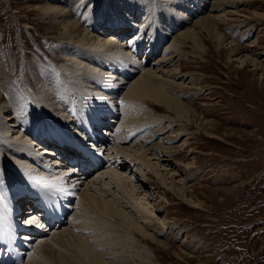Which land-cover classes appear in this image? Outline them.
Masks as SVG:
<instances>
[{"label": "bare ground", "instance_id": "1", "mask_svg": "<svg viewBox=\"0 0 264 264\" xmlns=\"http://www.w3.org/2000/svg\"><path fill=\"white\" fill-rule=\"evenodd\" d=\"M31 1L34 7L32 10L39 12L40 23L49 28L48 33H59V36L56 37L59 43L58 49L63 50L62 56L64 59L59 57L55 61L56 63H62V67L59 68L62 69V72H59L67 78L63 79L64 81L61 80L66 85L62 84V86L58 85L60 87L53 86L51 88L48 87L49 85L46 88L41 87L34 104V107L40 109L35 114L36 117L33 116L35 119L32 118L35 122L29 120L28 117H26L27 120L22 118L20 121V123L22 122L21 126L28 130L32 138H35L37 132H43L42 137L44 136V138H38L36 143L30 142L32 150L26 144L28 139L25 138V142L22 140L23 135L21 136L20 129L18 130L20 132L16 131L18 137L14 138V140L7 139L10 129L16 128V125L8 124L6 126L7 124L3 123L2 127L0 122V140L2 141L0 159L8 157L6 160L11 164L0 163V216L2 219L0 224L2 222L7 223L10 220L11 215L6 214V208H10V201H12L11 198L14 196L15 201L19 203L23 200V196L28 197L26 192H33L35 186L45 185L54 189L58 188V181L48 175L46 176L47 179L42 177V172L39 173L38 169L33 170V173H26L24 170L30 162H39L41 164V161H43L42 165L44 166L45 162L48 161V163L51 162L53 165H57L56 162L49 159V156H54L55 153H52L51 150L53 149H49L48 137L56 135V139H70L71 135L74 138L77 136L81 139L76 143L79 144V147L84 152L83 149L88 146L87 141L91 142L89 145L97 146V144L94 145L95 142H101L100 145H103L102 134H100V137L93 135V130H98V124L103 123L101 129L105 128V126L106 128L108 127L107 130L110 129L109 126L112 128L117 127L112 131L113 142H119V144L129 142L132 144L130 146L129 143H126L129 144V148H126L127 150L122 149L121 153L126 155V158L131 156L132 162L135 161L133 164L132 162L127 164L120 159L121 156H117L119 155L117 153L112 157H109L110 154L108 153L107 157L109 159L115 158L113 159L115 161L107 159L106 162L111 161L109 167H102L100 172L109 170L104 173L105 175L115 173L114 182L120 192H122L121 195L125 199L132 200L131 206L135 209V213L125 206L123 201L117 203L114 202L115 199L107 200V197L113 196L115 191L105 196L104 189L93 187L94 191L97 190V192L103 194L100 196L96 192L98 196H93V194L89 193V189L86 186L87 189L81 190L82 192L80 191V194L77 193L78 195L76 194V201H74L75 198L71 193L62 191L60 194L65 199L63 208L69 213L73 211L68 220L69 226L50 231L45 226H42L41 231L33 236L35 239L30 240L28 244H22L25 247L22 250L27 255L24 264H126L132 259L137 260L139 264L145 261L146 263H152L153 253L150 250L149 242L165 246L166 244L158 241V239L160 235H164L163 233L169 227L164 219L156 215L157 213L148 201L149 193H147L146 186L148 182L145 183L143 181V179L147 180L145 178L146 173H151V175L148 173V179L155 189L165 190L164 194L177 192L181 201L186 203L190 209H201L198 200L195 201L191 198V193L187 191V183L185 180L183 181V178H180L177 168L183 166L189 173L193 171H190L187 164L181 165L177 160L175 162L171 159L178 151H181L179 146L172 147V144L175 143L174 141L181 138L182 135L188 134L183 132L180 135H175L174 138L172 136L165 137V133L169 131L167 130L162 134L163 138L161 140L171 141V145L165 142L152 144L155 141V137L165 130L162 124L165 123L164 119L166 117L157 119L155 112L162 111L170 115L172 113L175 119L170 122L176 123L178 121L177 125L182 124V122H185L186 125H197V122L198 126L204 124L202 122L203 119L199 120L196 114L192 113V110L189 111V107L187 108V105L181 99L183 96L190 94L187 91L191 89L188 88V85L194 80L191 78L189 83L186 84L185 81L187 82L188 79L185 77L186 74L181 75L178 73L180 59L184 57V48H187L188 43L193 44L195 48L201 49V45L198 44L200 32L204 31L207 33L210 31V27L215 29V26L221 24L225 17L229 15L227 12L223 13V11L240 3V0H214L209 10L199 15L201 17H198L197 12L203 10L201 3L205 0H179L181 3L177 2L179 4L176 6H174L175 3H166L165 0H161L162 3L159 2V6H156V4L152 6L148 0H141L138 4L133 2L130 7L128 5V8H126L128 13L132 9L131 14H128V16L126 15L127 12L124 14L121 6L117 7L119 5H116L114 0H111L109 6L114 11L111 18L115 17L116 21L113 25L128 28L122 32L120 31L122 35L119 36H117L119 34L117 27L108 29L107 26L106 28L102 26L103 22L106 21H103L102 15L104 1L99 2L97 5L92 20L93 26L91 25V28L94 27L93 30L96 29V33L92 35L89 31L80 29L79 24L73 21L72 12L66 7L67 0H45L44 4H41L42 0ZM113 4L114 7H111ZM150 7L154 12L147 16V19L145 15L149 13ZM179 10H182L181 12L183 13L179 14ZM159 13L162 19L158 15ZM196 14V19L190 24L191 26H184L190 18L189 15L194 16ZM142 18H145L144 21L141 20ZM142 22L144 24L141 26ZM147 26L150 29L146 31L144 28H147ZM174 27H180V29L177 30L175 37L171 34L173 37L172 43L170 45L167 44L168 46L165 45L162 57L158 55L157 57L159 58L153 61L152 64H148L153 60L152 58L157 53V50L163 47V44L168 39V34ZM26 28L31 27L28 26ZM129 33H132V36L127 38L126 42L120 40L124 34ZM147 33L149 35L148 40ZM171 36L169 38H172ZM220 45L219 43L218 46ZM33 48H31L30 52H32ZM251 48H253L251 45L242 48L234 46L232 55L237 57L232 61L237 62L242 67L245 66L246 62L254 64V67H256V60L254 61L246 54ZM30 52L25 51L24 54L22 53L21 58L23 61ZM2 60L0 59V62ZM29 61L27 64L26 62L24 63L27 67L31 64ZM63 67L66 68L63 69ZM21 68L23 70L24 66ZM133 76H138V78H135L136 80L130 84L126 91L124 90L125 88L123 89L125 92L121 91L120 86H127L129 84V81H127L128 77ZM262 78L263 74H260V79L262 80ZM116 81L119 82L115 83ZM24 85L28 86L27 81ZM4 95L8 97L7 94ZM2 97L4 96L2 95ZM34 97L36 96L34 95L32 98ZM14 108L16 109L15 105H2L0 107V113L6 116V119H4L6 122L13 121V111L11 112V110ZM111 117L114 118L111 122L114 125L109 124ZM15 119V123L18 124L16 117ZM171 123L168 124L170 128L173 127ZM90 124L92 125L88 130L90 139H87L88 137L82 135L79 130L83 127L86 128V126L89 127ZM21 126L19 125V127ZM174 126L176 127V125ZM182 126L179 125V127ZM143 129L145 136L138 138L139 140L135 139V132L141 133ZM105 135H108L107 131ZM129 136H132V138L129 139ZM207 138L217 139L216 136L211 135L207 136ZM131 139L133 141H130ZM46 145L48 146L45 147ZM128 149L129 152H127ZM86 151L88 152V150ZM99 151L100 148L97 154L101 155ZM11 152L12 156L9 157L8 153ZM189 152L192 153L193 151ZM35 153L37 155L33 156ZM91 156H94V154L91 153ZM151 160L155 162L152 163ZM98 165L97 162L90 164V168H93L89 172L92 173L96 169L94 167ZM131 165L136 167L139 172L142 171L140 176H143V179L139 178V175L133 174L134 170H132ZM35 168H38V165ZM64 168H70L68 169L69 172L75 171L70 165ZM29 170L31 171V168ZM16 171L19 172V175L15 173ZM117 171L123 173H118ZM143 171L147 172L144 174ZM124 174H128V176ZM81 177L83 179V176ZM131 178L138 182V187L130 181ZM151 179L154 181H151ZM103 184L104 188L111 192L112 188H109V183L103 182ZM139 188H142L141 192H139ZM71 204H73L72 207ZM12 210L13 208L10 209V212ZM36 213V208H31L30 212H26L22 226L27 227L32 224L37 219ZM25 221L28 225H26ZM37 224L39 225V223ZM15 233L17 234L18 232L16 231ZM9 234L13 236L12 233ZM33 242L35 244H30ZM29 244L32 245L30 248L28 247ZM27 251L29 252L27 253Z\"/></svg>", "mask_w": 264, "mask_h": 264}, {"label": "rangeland", "instance_id": "2", "mask_svg": "<svg viewBox=\"0 0 264 264\" xmlns=\"http://www.w3.org/2000/svg\"><path fill=\"white\" fill-rule=\"evenodd\" d=\"M83 1H66L67 9L72 12L73 21L79 24L80 29L89 31L91 35L96 33V29L93 30L94 27L91 28V25L97 5L101 1H104V8H102L103 21H107H101L103 22L102 26L104 28L107 26L108 29L117 27L113 25L116 22L115 17L111 18L114 13L109 6L111 0ZM140 1L114 0L116 5H119L117 7L121 6L124 14L127 12V16L132 12V9L129 13L126 10L128 5L130 7L133 2L138 4ZM148 1L152 6L155 4L159 6V2L162 3L161 0ZM213 1L205 0L201 3L203 10L197 12L198 17L209 10ZM165 2L175 3L174 6L181 3L179 0H165ZM42 3L44 4L45 0H42ZM32 4L31 0H0V59H3L0 62V107L2 105L16 106V109L11 110V112L13 111V121L6 122L4 120L6 116L0 113V122L2 127L3 123H6V126L8 124L16 125V128L10 129L7 139L14 140L18 137L16 131L20 129L21 136L23 135L22 140L24 142L25 138L29 140L26 144L30 150L33 149L30 142L36 143L38 138H44V136L42 137L43 132H37L35 138H32L28 130L21 126V119L27 120L26 117H28L29 120L35 122L32 118L40 109L34 107V104L40 88H46L48 85L50 88L53 86L60 87L62 84L66 85L61 80L67 78L60 73L62 69L59 68L62 67V63H56L55 61L56 58L63 57V50L58 49L59 43L56 38L59 33H48L49 28L40 23V14L32 10L34 8ZM114 4L111 7H114ZM181 11L179 10V14L183 13ZM153 12L150 7L149 13L145 17L148 19L147 16ZM226 12L229 15L225 17L221 24L215 26L216 30L214 27H210V31L207 33L200 32L198 44L201 45V49L188 43L187 48H184V57L180 59L181 61L179 60L180 64L178 63L180 65L178 73L181 75L186 74L185 77L188 78L185 83H189L191 78L194 80L188 85V88H191L187 90L190 94L183 96L181 99L187 105V108L189 107V111L192 110V113H195L199 120L203 119L204 124L198 126L197 122V125H186L185 122H182V124L177 125L178 121L176 123L170 122L175 119L172 113L170 115L162 111L155 112L157 119L164 116L167 119L165 118V123L162 124L165 130L155 137L152 144L165 142L171 145V141L161 140L163 138L162 134L167 130L169 131L165 133V137L172 136L174 138L175 135H180L183 132L188 134L182 135L183 137L181 136V138L174 141L172 147L179 146L181 151H178L179 154L177 153L171 159L175 162L177 160L181 165L187 164L190 171H193L189 173L183 166L177 168L180 178H183V181L185 180L187 183V191L191 193V198L195 201L198 200L201 209H190L186 203L181 201L177 192L164 194L165 190L155 189L148 179V173L150 172L143 171L144 174H147L145 175L147 180L143 179V176H140L142 171L139 172L136 167L131 165L132 170H134L133 174L139 175L138 177H141L145 183L148 182V185H146L147 193H149L148 201L157 213L156 215L164 219L169 227L163 233L164 235H160L158 239V241L164 242L165 246L149 242L150 250L153 253V262L146 263L145 261L140 264H264V0H240V3L223 11V13ZM197 14L194 16L189 15L190 18L184 26H191L190 24L196 19ZM158 15L162 19L161 14ZM144 19L141 20L144 21ZM142 24L144 23L142 22L141 26ZM28 26L31 28L25 29ZM180 27H174L175 29L173 28L170 31L165 44L162 48H159L161 50L158 49L160 52L157 50L152 58L153 60L148 64H152L153 61L159 58L158 55L162 57L165 45L172 43L173 37H175ZM117 28L119 32L117 36L122 35L120 31L128 29L120 26ZM144 29L147 31L150 28L147 26ZM216 33L217 37L215 36ZM171 34H173V37ZM146 35L148 40V33ZM131 36L132 33L124 34L120 40L126 42V39ZM170 36L172 38H169ZM219 43L220 46H218ZM249 45L253 48L246 54L254 61L256 60V67H254V64L247 62L242 67L237 62L232 61L237 57L232 55L234 46L242 48ZM32 47L34 48L30 52ZM25 51L30 53L23 61L21 57ZM28 61L31 63L29 67L26 66ZM25 62L26 64H24ZM22 66H24L23 70ZM260 74H263L262 80ZM128 78L129 84L120 86L123 92L130 87V84L138 76ZM25 80L28 86L24 85ZM4 94H7L8 97ZM31 94L36 97L32 98ZM15 117L18 124L15 123ZM113 119L111 117L109 124H112ZM169 123L172 124V128L168 125ZM179 125L183 126L179 127ZM107 128L106 126L102 128L104 135L106 131L111 130H107ZM143 131L144 129L141 133L135 132V139L144 137ZM209 135L216 136L217 139L207 138ZM128 138L130 139L132 136ZM1 142L0 140V148ZM99 143L101 144V142ZM126 143L119 144V142L111 141L108 143L105 141L106 147L101 151L100 156L106 161L109 159L107 157L108 153L110 154L109 157L117 153L119 154L117 156H121L120 159L130 164L132 162L131 156L126 158L127 156L121 153L122 149L129 148L130 143ZM127 152H129V149ZM36 155V153L33 154V156ZM8 156L11 157L12 152L8 153ZM7 158L0 159V163L5 162L11 165L6 160ZM113 159L111 161H115ZM111 161L103 163L93 170L90 177L81 180L83 182H79L80 184L73 185L74 201H76V194H80V191L87 189V187L89 193L93 196H98V194L102 196L103 194L97 192L96 189L94 191L93 188L101 187L105 190V196L115 191L113 196L107 197V200L115 199L114 202L117 203L123 201L124 205L135 213V209L131 206L132 200L125 199L114 182L115 173L105 175L104 173L109 170L100 172L102 167H109ZM151 162L154 163L155 161L151 160ZM43 163L41 161V164ZM39 164V162H30L24 170L26 173H33V170L38 169L39 173L42 172L43 175L44 173L50 174L47 171H40L39 166L35 168V165ZM111 167L113 166L111 165ZM29 168H31V171ZM15 173L19 175L18 171ZM124 175L128 176V174ZM74 176H77V174ZM153 179L151 181H154ZM130 181L138 187V182L134 178H131ZM103 182L109 183V188H112L111 192L104 188ZM138 190L141 192L142 188ZM68 226L67 224L66 227ZM170 227L172 228L170 229ZM126 264H139V262L132 259Z\"/></svg>", "mask_w": 264, "mask_h": 264}]
</instances>
